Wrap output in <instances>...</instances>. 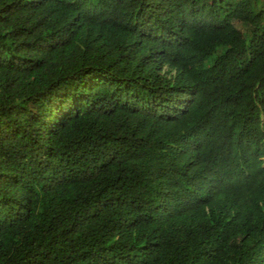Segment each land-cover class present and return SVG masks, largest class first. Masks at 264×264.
I'll list each match as a JSON object with an SVG mask.
<instances>
[{"label": "trees", "instance_id": "obj_1", "mask_svg": "<svg viewBox=\"0 0 264 264\" xmlns=\"http://www.w3.org/2000/svg\"><path fill=\"white\" fill-rule=\"evenodd\" d=\"M0 264H264V0H0Z\"/></svg>", "mask_w": 264, "mask_h": 264}]
</instances>
